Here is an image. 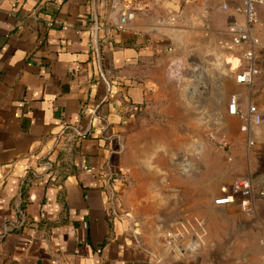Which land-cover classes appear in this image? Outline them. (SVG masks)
Wrapping results in <instances>:
<instances>
[{
	"label": "crops",
	"instance_id": "1",
	"mask_svg": "<svg viewBox=\"0 0 264 264\" xmlns=\"http://www.w3.org/2000/svg\"><path fill=\"white\" fill-rule=\"evenodd\" d=\"M181 1L121 26V0H0V264H261L264 9L259 72L239 82L243 0ZM186 75L215 80L202 119L197 85L167 90ZM243 176L249 207L216 204Z\"/></svg>",
	"mask_w": 264,
	"mask_h": 264
},
{
	"label": "built area",
	"instance_id": "2",
	"mask_svg": "<svg viewBox=\"0 0 264 264\" xmlns=\"http://www.w3.org/2000/svg\"><path fill=\"white\" fill-rule=\"evenodd\" d=\"M186 4L188 3H198L201 0H184ZM122 3V14L120 16L121 26L125 25L127 22L134 20L139 11L146 8L145 0H121ZM223 9H227L228 5L223 4ZM264 9V0H243V6L238 7L237 11L242 12L247 16V25H238L236 23L231 24L228 28L231 40L233 44L240 46L243 44H249V47L244 51L242 55V60L244 62V68L241 73L237 76L239 82H251L254 76L259 72V69L255 65V51L256 47L260 45V40L257 37L251 36L250 29L255 26L259 21V8ZM93 30L99 29L98 23L94 24ZM178 75L183 73L182 66L179 64L177 68ZM229 112L231 114L238 113V96L232 94L230 96V102L228 105ZM250 116L254 118L255 122L260 123L262 120L261 114L256 105L251 104L249 108ZM247 125L242 126V130H246ZM179 169L182 172H187L196 167L193 165L191 160L186 158H180L177 162ZM27 178L22 181V187L27 185ZM255 193V187L252 180L243 176L237 179L232 186V195L223 196L215 199L216 204H228L231 203L235 197L240 196V206L243 209L249 207V198ZM261 195H264V190L260 191ZM261 264H264V257Z\"/></svg>",
	"mask_w": 264,
	"mask_h": 264
},
{
	"label": "rangeland",
	"instance_id": "3",
	"mask_svg": "<svg viewBox=\"0 0 264 264\" xmlns=\"http://www.w3.org/2000/svg\"><path fill=\"white\" fill-rule=\"evenodd\" d=\"M184 4H185V1L184 0H182L181 1V8L184 6ZM193 5H196V4H193ZM202 70H198V71H194L195 73H199V72H201ZM203 74V73H202ZM190 77H192V76H176L174 79V85H173V87L171 86H168V89L167 90H170V92H172L173 91V88L175 89V90H178L179 88H180V85L179 84H181V89L183 88V86H190V85H197V87H198V89L201 91V94H199L200 95V101L199 102H197L196 103V106L197 107H199L198 108V112L196 113L199 117L198 118H200V119H202V117H204L203 116V111H204V109H203V106H204V99H205V94H206V92H208L209 91V87H211V83H212V85H215V80H207V79H205L203 76H199V77H197L196 78V76H193V79L190 81V79L189 80H187L188 78H190ZM198 95V96H199ZM155 114H146L145 116H143V117H145V118H147V120L146 119H144L148 124H153V123H155L156 122V120H158L159 118L157 117V118H155V117H151V116H154ZM162 115V114H161ZM161 117V116H160ZM158 122H161V124H162V126L163 127H165V129L168 131L169 130V123L170 122H172V116L171 115H169V114H163L162 115V117L159 119V121ZM181 130V129H180ZM182 132H185V131H187V130H181ZM179 151H183V150H176L175 152H174V154L172 155V159H171V161H172V163H177L178 162V157H179V155L181 154L182 155V153H180V154H177ZM184 156V158H186V159H189L190 160V157H188V156H185V155H183ZM182 156V157H183ZM191 163L193 164V165H195V164H197V160L196 161H194V160H191ZM197 166V165H196ZM139 227V226H138Z\"/></svg>",
	"mask_w": 264,
	"mask_h": 264
}]
</instances>
